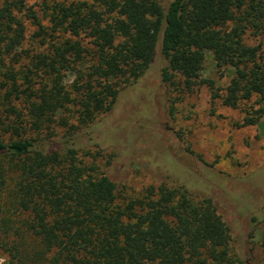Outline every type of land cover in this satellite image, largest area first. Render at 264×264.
Wrapping results in <instances>:
<instances>
[{
    "label": "trees",
    "instance_id": "16d2710c",
    "mask_svg": "<svg viewBox=\"0 0 264 264\" xmlns=\"http://www.w3.org/2000/svg\"><path fill=\"white\" fill-rule=\"evenodd\" d=\"M263 36L264 0H43L39 10L0 0V255L8 264H244L212 197L166 182L126 196L106 173L115 156L105 167L97 157L123 129L133 146L130 123L113 120L158 52L170 88L193 89L209 52L233 70L215 98L264 104ZM254 112L247 125L264 108ZM86 133L95 154L77 143ZM261 229L264 253V218Z\"/></svg>",
    "mask_w": 264,
    "mask_h": 264
},
{
    "label": "rangeland",
    "instance_id": "374dc122",
    "mask_svg": "<svg viewBox=\"0 0 264 264\" xmlns=\"http://www.w3.org/2000/svg\"><path fill=\"white\" fill-rule=\"evenodd\" d=\"M42 1L28 3L39 10ZM160 2L168 5L170 0ZM165 65L158 52L146 74L127 89L134 99L124 102L113 120L130 123L136 134L133 146L123 129L120 138L106 144L97 163L105 167L115 156L106 173L129 197L162 182L184 184L193 194L212 197L231 228L232 252L244 264H264V115L255 124L245 123L256 118L254 111L264 104L254 99L233 108L215 98V93L224 96L233 70L219 69L209 52L201 79L190 91L163 83ZM203 80L211 81L213 89ZM77 143L95 154L89 133L78 137ZM0 264H8L1 255Z\"/></svg>",
    "mask_w": 264,
    "mask_h": 264
}]
</instances>
